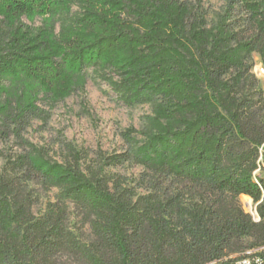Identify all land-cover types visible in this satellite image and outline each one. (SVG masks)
Instances as JSON below:
<instances>
[{
    "label": "trees",
    "instance_id": "1",
    "mask_svg": "<svg viewBox=\"0 0 264 264\" xmlns=\"http://www.w3.org/2000/svg\"><path fill=\"white\" fill-rule=\"evenodd\" d=\"M207 16L202 0H0V155L16 148L0 175V264H231L264 247V93L252 73L254 54L264 73V0H224ZM87 70L153 118L121 134L126 151L82 169L85 152L64 144L68 159L52 162L25 134ZM125 163L143 169L138 182L106 172ZM30 184L58 192L39 217Z\"/></svg>",
    "mask_w": 264,
    "mask_h": 264
},
{
    "label": "rangeland",
    "instance_id": "2",
    "mask_svg": "<svg viewBox=\"0 0 264 264\" xmlns=\"http://www.w3.org/2000/svg\"><path fill=\"white\" fill-rule=\"evenodd\" d=\"M195 1V0H191ZM204 9L208 12V20H214V13L218 12L224 4V0H202ZM30 26L40 25V19L33 22L23 20ZM253 67L260 65L257 55H252ZM252 73L260 83L264 93V80L258 78L256 73ZM153 118L152 110L149 106H136L127 108L117 101L110 88L97 78L92 70H87L80 79L71 95L58 103L50 113V118L46 123L33 121L27 129L25 138L29 143L42 149L48 154L52 162L63 163L68 159L64 150V144H69L77 151L85 152L87 158L81 163V168L88 165H95L99 160V155L110 156L120 154L127 150V145L123 141L121 134L133 128L142 131L149 128V122ZM137 142H142L143 137L134 136ZM12 145H2L3 152L0 155V175L4 172L5 155L15 152ZM109 174L120 175L138 182L143 173L140 166L132 163H125L115 168H108ZM264 179V169L258 173ZM31 190L34 204L32 212L35 217H39L48 202H53L57 195L56 190L48 192L41 191L35 185H28ZM141 190H138L140 193ZM240 204L243 211L250 214L245 207V203L250 201L254 211L255 204L248 197H240ZM70 227L74 233L85 240L89 236L87 225H84L80 214L70 206L69 208Z\"/></svg>",
    "mask_w": 264,
    "mask_h": 264
},
{
    "label": "built area",
    "instance_id": "3",
    "mask_svg": "<svg viewBox=\"0 0 264 264\" xmlns=\"http://www.w3.org/2000/svg\"><path fill=\"white\" fill-rule=\"evenodd\" d=\"M250 216L253 221L257 222L258 216L256 213V207L250 208ZM231 264H264V247L261 248H253L250 252H245L239 260H235Z\"/></svg>",
    "mask_w": 264,
    "mask_h": 264
},
{
    "label": "bare ground",
    "instance_id": "4",
    "mask_svg": "<svg viewBox=\"0 0 264 264\" xmlns=\"http://www.w3.org/2000/svg\"><path fill=\"white\" fill-rule=\"evenodd\" d=\"M253 71L256 73V76H257L258 78L264 80V73H263L262 67H261L259 64L256 65L255 67H253ZM251 204H252V203H250V201H247V202L245 203V207H246L248 210H250V208L252 207ZM255 207H256V205H255ZM250 251H252V249H251V250H247L246 252H250ZM244 254H245V253H244ZM242 256H243V255H242ZM242 256H241V257H242ZM238 260H239V259H238Z\"/></svg>",
    "mask_w": 264,
    "mask_h": 264
}]
</instances>
